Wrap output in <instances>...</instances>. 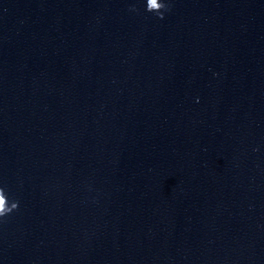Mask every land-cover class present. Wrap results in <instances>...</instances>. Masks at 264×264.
Wrapping results in <instances>:
<instances>
[{
	"label": "water",
	"instance_id": "1",
	"mask_svg": "<svg viewBox=\"0 0 264 264\" xmlns=\"http://www.w3.org/2000/svg\"><path fill=\"white\" fill-rule=\"evenodd\" d=\"M169 3L0 0V264H264V0Z\"/></svg>",
	"mask_w": 264,
	"mask_h": 264
},
{
	"label": "clouds",
	"instance_id": "2",
	"mask_svg": "<svg viewBox=\"0 0 264 264\" xmlns=\"http://www.w3.org/2000/svg\"><path fill=\"white\" fill-rule=\"evenodd\" d=\"M144 10L148 13H154L158 18L163 19L164 13L170 10L169 0H145ZM130 11H137L131 8ZM19 208V201H10L4 187L0 186V220L9 216Z\"/></svg>",
	"mask_w": 264,
	"mask_h": 264
}]
</instances>
